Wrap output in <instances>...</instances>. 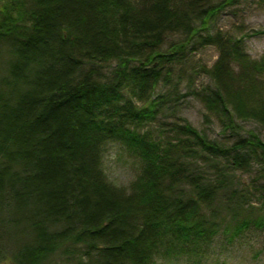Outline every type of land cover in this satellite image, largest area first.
<instances>
[{
	"label": "trees",
	"instance_id": "1",
	"mask_svg": "<svg viewBox=\"0 0 264 264\" xmlns=\"http://www.w3.org/2000/svg\"><path fill=\"white\" fill-rule=\"evenodd\" d=\"M239 1L0 0V213H29V240L8 249L15 264H43L62 248L76 264H154L199 254L218 232L232 240L264 230V197L248 204L228 174L254 160L264 189V142L251 131L239 137L235 124L253 119L264 128L254 80L263 63L247 58L241 39L207 32ZM169 34L182 39L163 50ZM209 45L218 58L201 98L233 143L186 122L172 123L175 139L142 132L164 102L150 99L158 83L184 54ZM112 140L141 162L127 188L101 169Z\"/></svg>",
	"mask_w": 264,
	"mask_h": 264
},
{
	"label": "rangeland",
	"instance_id": "2",
	"mask_svg": "<svg viewBox=\"0 0 264 264\" xmlns=\"http://www.w3.org/2000/svg\"><path fill=\"white\" fill-rule=\"evenodd\" d=\"M220 0H215L219 2ZM213 20V21H212ZM209 23L207 32L220 33L223 41L230 37L242 40V50L250 61L263 63L264 67V0H240L238 3L226 6ZM182 39L179 34H169L165 37L162 49L165 50L169 43ZM218 58V49L209 45L196 50L194 53H186L181 64L172 66V75L168 82H160L150 94L151 100L163 96L164 102L158 106V114L154 120L141 128L142 132H148L158 141L175 139L176 135L171 131L172 123L186 122L195 130L205 134L208 139L220 143H233L235 135L223 131L220 116L209 112L202 102L203 89H210L213 80L208 71ZM235 72L238 66L233 64ZM254 80L258 90L259 102H264V71L255 73ZM203 91V92H202ZM133 101H137L132 97ZM141 104V102H138ZM235 124L239 137H247L249 131L255 133L264 142V128L253 119L239 120ZM141 162L139 158L128 151L117 140L106 142L102 148L101 169L106 180L114 186L127 188L140 172ZM200 173L204 177H211L212 171L204 168L202 162L197 163ZM263 173L261 165L252 160L251 167L246 171H228L234 177L236 186L241 190H247L248 204L259 206L264 197L263 179L259 174ZM12 206V205H11ZM13 209V208H10ZM227 213H238L230 211ZM256 213V212H246ZM262 213V212H260ZM29 213H0V245L1 250L7 255L0 260V264H15L8 249L14 252L23 243H26L30 235L24 228L25 218ZM10 220L12 222H10ZM15 221V222H14ZM78 249L77 246L67 247V251ZM65 248L58 250L43 264H76L78 258L67 254ZM154 264H264V230L250 228L238 237L228 240V236L218 232L207 248H204L191 257L161 258L157 257Z\"/></svg>",
	"mask_w": 264,
	"mask_h": 264
}]
</instances>
